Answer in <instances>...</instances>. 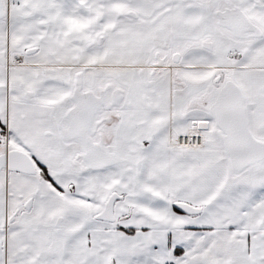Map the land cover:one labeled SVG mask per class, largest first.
<instances>
[{
    "label": "snow or ice",
    "instance_id": "snow-or-ice-1",
    "mask_svg": "<svg viewBox=\"0 0 264 264\" xmlns=\"http://www.w3.org/2000/svg\"><path fill=\"white\" fill-rule=\"evenodd\" d=\"M0 264H264V0H0Z\"/></svg>",
    "mask_w": 264,
    "mask_h": 264
}]
</instances>
